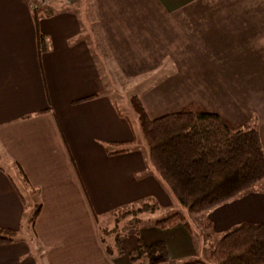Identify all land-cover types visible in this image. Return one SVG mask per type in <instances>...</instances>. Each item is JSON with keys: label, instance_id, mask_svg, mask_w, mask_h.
Masks as SVG:
<instances>
[{"label": "crops", "instance_id": "1", "mask_svg": "<svg viewBox=\"0 0 264 264\" xmlns=\"http://www.w3.org/2000/svg\"><path fill=\"white\" fill-rule=\"evenodd\" d=\"M69 1L0 0V228L18 233L40 205L32 246L1 244L0 264H137L129 257L138 244L157 240L175 264L201 261L181 223L129 229L121 254L109 233L112 255L105 250L96 219L147 199L165 212L178 203L137 144L135 108L121 101H141L148 115L145 100H179L198 83L210 95L213 85L223 118L254 125L264 148V0ZM206 219L214 239L242 222L264 224V191L243 192Z\"/></svg>", "mask_w": 264, "mask_h": 264}, {"label": "trees", "instance_id": "2", "mask_svg": "<svg viewBox=\"0 0 264 264\" xmlns=\"http://www.w3.org/2000/svg\"><path fill=\"white\" fill-rule=\"evenodd\" d=\"M37 21L38 16L34 14L35 24ZM36 39L38 51L42 53L46 49L45 36L37 30ZM136 106L133 107L152 172L180 205L198 216L205 232L211 229L207 211L243 192L264 191V148L254 125L234 128L221 115L208 112L194 102L155 118L147 115L140 102ZM133 144H120L119 151L125 152ZM161 210L155 201L147 199L112 211V229L106 220L96 219L107 253L112 255L113 246L121 254L120 239L129 229L138 235L139 227L145 222H152L162 230L181 223L192 233L184 215L177 211L154 221L144 218ZM39 211L40 205L35 206L28 219L31 230ZM112 230L113 245L109 246L105 238ZM16 237V231L0 228V245L11 243ZM206 239L210 264H264L262 223L242 222L215 239L210 235ZM129 258L137 264H175L161 240L146 245L139 243Z\"/></svg>", "mask_w": 264, "mask_h": 264}, {"label": "rangeland", "instance_id": "3", "mask_svg": "<svg viewBox=\"0 0 264 264\" xmlns=\"http://www.w3.org/2000/svg\"><path fill=\"white\" fill-rule=\"evenodd\" d=\"M69 1V0H67ZM70 3V1H69ZM126 6V5H125ZM191 70V69H189ZM186 71V69H184V72ZM200 73H203V71H200ZM191 85H184L185 87H189ZM192 88H185L184 89V93H182V97L179 100H165V101H160L157 99H154L152 97V95L150 94L149 97L153 98L154 100H145L144 102V106H147V110H148V116L150 118H153L155 116H158L161 113H166V112H174L176 109H178L179 107L185 106L186 104H190V102H194V103H198L200 104L206 111L208 112H216L219 113L222 117H225L227 119L228 116L225 115L223 109V96L220 92L218 91H214L213 89V85H212V90H210V95L207 88V84L204 83H198L196 85L191 86ZM254 86H251V89H253ZM191 89V90H189ZM138 94L141 93V91H136ZM140 102L141 105L143 104L141 101L136 100V102ZM123 102V103H122ZM134 101H121V109L126 111L128 105L130 106L129 103H131V109L133 108L132 106L137 107V103ZM126 106H125V104ZM143 106V105H142ZM128 116V115H127ZM131 117V115H129ZM136 119V115H134L132 117V121H134ZM138 141L137 144L141 143V145H145L143 140H142V136H141V132H140V128L138 129ZM146 149V148H145ZM259 185V184H258ZM261 185V184H260ZM29 210L26 214H28L32 208L28 207ZM175 210L177 212H180L184 215L186 221L190 224L191 226V230L193 232V236L196 237L197 241H198V253H197V257L199 259L197 260H201L203 262H206L205 260H207V256H208V250H207V239H206V232L203 230L202 226H201V222L198 218L197 215L191 214L189 213L185 207H183L182 205H180L179 203H177V209H174V211H170V212H165L164 210H161L159 212H155L152 215H144V218H148L152 221L156 220V219H160L162 217H164V213H166V215L170 214L171 212H175ZM112 219L108 218V222L111 223ZM27 226H23L19 232L17 233V237H16V241L19 242H24L27 245H31L30 242V232L28 231V223ZM112 236L114 234L113 230L111 231ZM32 246V245H31Z\"/></svg>", "mask_w": 264, "mask_h": 264}, {"label": "built area", "instance_id": "4", "mask_svg": "<svg viewBox=\"0 0 264 264\" xmlns=\"http://www.w3.org/2000/svg\"><path fill=\"white\" fill-rule=\"evenodd\" d=\"M46 3V0H34V2L32 3V7L36 8L38 6H42Z\"/></svg>", "mask_w": 264, "mask_h": 264}]
</instances>
